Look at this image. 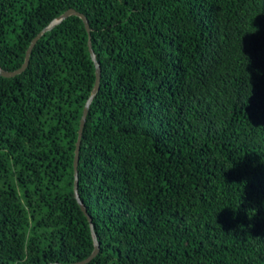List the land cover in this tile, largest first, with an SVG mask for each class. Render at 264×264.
<instances>
[{"label": "trees", "instance_id": "obj_1", "mask_svg": "<svg viewBox=\"0 0 264 264\" xmlns=\"http://www.w3.org/2000/svg\"><path fill=\"white\" fill-rule=\"evenodd\" d=\"M0 264H264V0H0Z\"/></svg>", "mask_w": 264, "mask_h": 264}, {"label": "water", "instance_id": "obj_2", "mask_svg": "<svg viewBox=\"0 0 264 264\" xmlns=\"http://www.w3.org/2000/svg\"><path fill=\"white\" fill-rule=\"evenodd\" d=\"M69 15H76L78 16L84 26V29L86 30V32L89 31V27H88V23L87 20L85 18V16L77 11H75L72 8H67L66 10H64L62 13H60L59 15H57L56 17H54L45 27H43L29 42L25 52H24V57H23V61L21 63V65L13 70L7 71L4 70L2 68H0V76L2 77H12L18 73H20L26 66L27 61H28V55L29 52L34 44V42L36 41V39L40 36V34L48 29H50L52 26H54L55 24L59 23L61 20H63L64 18H66ZM87 50L89 53V56L93 62V66H94V81L92 84V87L90 89V94L88 95V97L86 98L82 110H81V114L80 117L78 119V124H77V129H76V139L74 142V150H73V159H72V172H73V186H72V193L73 196L80 208V210L82 211V213L86 216V219L88 221V226H89V231H90V236H91V240H92V250L91 252L83 259L79 260V261H75L72 263H46V264H83L88 262L90 259H92V257H94V255L97 253V249H98V243L97 240L95 238V234L93 232L92 229V224L90 221L89 216L86 214L85 212V208L82 204V202L80 201L77 191H76V163H77V154H78V148H79V142H80V136H81V132H82V127L84 124V120H85V115L87 113V109H88V105L90 103V100L92 99V97L94 96L97 88H98V82H99V75H100V69H99V65L95 59L94 53L90 47V42L89 39H87Z\"/></svg>", "mask_w": 264, "mask_h": 264}]
</instances>
